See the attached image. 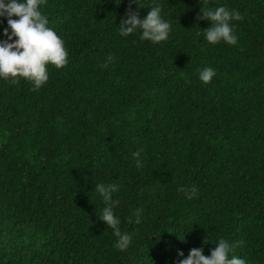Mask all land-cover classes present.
<instances>
[{"label":"trees","instance_id":"1","mask_svg":"<svg viewBox=\"0 0 264 264\" xmlns=\"http://www.w3.org/2000/svg\"><path fill=\"white\" fill-rule=\"evenodd\" d=\"M157 4L166 41L120 34L130 5L142 19ZM220 6L243 16L234 45L209 43L212 22L196 20ZM38 10L68 62L49 64L39 88L0 77V264H179L221 239L229 259L264 264V0H43ZM204 68L215 72L207 84ZM98 184L119 188L125 250L99 220ZM181 187L198 191L188 199Z\"/></svg>","mask_w":264,"mask_h":264},{"label":"clouds","instance_id":"2","mask_svg":"<svg viewBox=\"0 0 264 264\" xmlns=\"http://www.w3.org/2000/svg\"><path fill=\"white\" fill-rule=\"evenodd\" d=\"M137 2V0H133ZM43 0H9L6 4L0 0V16L8 17V25L11 29L4 30L6 40L0 42V77H11V83H18L17 77L26 78L34 82L36 88L43 85L48 79L47 66L54 65L57 69L63 68L68 62V53L65 50L64 42L57 33L48 27V20L38 10V5ZM203 15L196 17L199 20H210L211 27L205 30V36L209 43L216 44L223 40L230 45L237 43V37L233 33V20H242L243 16L235 10H229L224 6L215 10L201 9ZM16 16L19 19H12ZM120 34L127 36L138 28L142 29V38L154 43L166 41L169 37L170 23L161 17V7L156 5L151 8L144 18L139 17L137 11L129 9L125 13L124 19L120 22ZM13 37L17 39L10 42ZM113 59L109 57V60ZM105 67L107 65H104ZM200 80L205 84L209 83L215 75L212 68H204L200 72ZM139 157L140 153L133 154ZM137 167L142 164L137 160ZM96 190L101 194L105 207L102 210L99 220L106 223L107 227L114 230V234L119 238L117 247L125 250L131 243V235L121 233L120 219L114 215V207L119 205L118 199H113V194L119 191L115 184H98ZM188 199L193 198L197 189L179 188ZM140 211L136 210V222H140ZM242 243V242H241ZM228 241L221 239L217 247L211 251L210 256L203 254V248H193L187 258L179 260V264H246L244 259L233 256L229 259L231 251ZM184 253L178 251V256L183 257Z\"/></svg>","mask_w":264,"mask_h":264}]
</instances>
